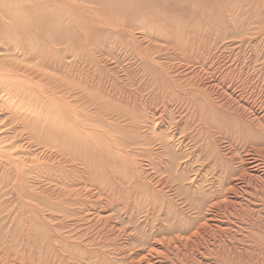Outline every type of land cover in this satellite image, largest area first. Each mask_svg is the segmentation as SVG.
Masks as SVG:
<instances>
[{
    "label": "rangeland",
    "instance_id": "374dc122",
    "mask_svg": "<svg viewBox=\"0 0 264 264\" xmlns=\"http://www.w3.org/2000/svg\"><path fill=\"white\" fill-rule=\"evenodd\" d=\"M250 161L264 0H0V264H264Z\"/></svg>",
    "mask_w": 264,
    "mask_h": 264
},
{
    "label": "bare ground",
    "instance_id": "6f19581e",
    "mask_svg": "<svg viewBox=\"0 0 264 264\" xmlns=\"http://www.w3.org/2000/svg\"><path fill=\"white\" fill-rule=\"evenodd\" d=\"M250 162H252V161H250ZM259 162V161H258ZM249 163V162H248ZM248 169V170H247ZM246 179H248V181L249 180H251V181H254V182H258V180H261L262 182L261 183H264V168H262L261 167V169H260V167H259V165L257 164V163H255V162H252V163H250V165L249 166H247V165H245V181H246ZM242 183H243V181H242ZM251 184L253 183V182H250ZM243 188H240L239 187V185L238 184H235L234 186H232L231 188H230V192H231V194L233 195V193L235 194V196H237V194L238 195H240V193L243 195L244 193H243V190H242ZM241 195V196H242ZM234 196V195H233ZM232 196V197H233ZM238 197V196H237ZM229 200V199H228ZM229 201H231V200H229ZM228 204H230V205H232V206H235L236 205V203L235 202H227ZM238 205V204H237ZM212 217V216H211ZM212 222H216L214 219H212ZM219 224V225H218ZM218 224L217 225H215V226H212V225H210V227L211 228H213V227H215L217 230H219V231H223L224 229L221 227L222 225H224V222H223V220H221L220 222H218ZM212 230V229H211ZM215 230V229H214ZM225 231H226V229H225ZM224 233V232H223ZM211 234V233H210ZM222 234V233H221ZM209 235V234H208ZM223 235H225V234H223ZM222 236V235H221ZM216 237V236H215ZM214 238V237H213ZM221 238V237H220ZM217 239V238H216ZM215 239V240H216ZM220 245V244H219ZM206 250V249H205ZM202 252V251H201ZM200 252V253H201ZM154 253V252H153ZM203 254V253H202ZM231 254H232V252H231ZM200 256V255H199ZM206 256V255H205ZM251 256V255H250ZM253 256V255H252ZM251 256V257H252ZM221 257V256H220ZM243 259V258H242ZM255 259V258H254ZM259 259V258H258ZM239 260V259H238ZM252 260V259H251ZM210 261V260H209ZM244 261H245V259H244ZM261 261V260H260ZM150 262V261H149ZM249 262V261H248ZM152 263V262H151ZM197 262H195V264H196ZM204 263V262H203ZM231 263V262H230ZM157 264V263H156ZM213 264V263H212ZM224 264V263H223ZM256 264H257V261H256Z\"/></svg>",
    "mask_w": 264,
    "mask_h": 264
}]
</instances>
